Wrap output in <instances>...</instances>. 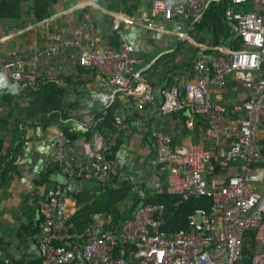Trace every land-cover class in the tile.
<instances>
[{
    "label": "built area",
    "instance_id": "obj_1",
    "mask_svg": "<svg viewBox=\"0 0 264 264\" xmlns=\"http://www.w3.org/2000/svg\"><path fill=\"white\" fill-rule=\"evenodd\" d=\"M220 1L154 0L150 13L139 12L138 17L109 12L112 28L120 38L119 49L91 35L97 29V20L83 22L78 30L68 33L47 19L0 36V103L5 92L39 90L50 82L66 86L63 77L76 74L78 68L102 77L108 92L105 107L116 97L126 99V106L114 119L118 132L100 136L81 148H76L61 130L49 129L43 135L38 129L36 139L47 148L50 163L58 166L57 174L64 175L70 184L81 180L106 184L112 164L107 159L109 149L115 145L119 130L149 106L158 105L161 115L190 110L206 120L201 137L222 136L228 145L214 153L216 148L207 143L176 146L171 136L151 132L158 170L166 176L165 191L179 197L180 203L193 197L212 199L210 210H195L188 217L187 228L173 234L162 230L165 205L143 204L114 230L108 229L111 215L94 214L88 243L69 244L71 236L60 233L74 215L68 197L76 190L58 184L37 200L40 230L35 248L43 264H245L244 233L248 230L256 232L258 242L252 264H264V152L258 145L264 132V0H228L232 43L216 45L208 41L200 45L202 53L193 71L188 72L191 78L182 82L183 91L177 86L182 78L176 76L175 84H165L161 90L163 100L159 103L144 71L135 70V47L123 30L126 25L151 33H169L160 24L161 19L169 22L178 17L194 25L212 3ZM87 6L86 1L78 8ZM234 6L239 7L237 12ZM41 30L46 32L47 42L41 43L40 38L20 45L21 37ZM174 34L180 39L185 37L181 31ZM231 80L248 96L224 104L215 93L228 88ZM188 126L193 128L194 122ZM117 161L122 165L120 151ZM218 165L223 170L228 165L235 169L228 178L214 184L207 174ZM58 241L63 244H55Z\"/></svg>",
    "mask_w": 264,
    "mask_h": 264
},
{
    "label": "crops",
    "instance_id": "obj_2",
    "mask_svg": "<svg viewBox=\"0 0 264 264\" xmlns=\"http://www.w3.org/2000/svg\"><path fill=\"white\" fill-rule=\"evenodd\" d=\"M86 1L89 6L80 10L78 6ZM153 1L154 0H59V3L53 6L50 19L54 27L65 30L68 33L78 30L82 22L97 20V29H95L91 35L109 43L110 37L115 33L112 28L113 18L109 12H121L132 17H138L139 12L150 13ZM26 10H28V8ZM130 11L133 13L131 14ZM160 24L164 25L169 33H151L138 26H123L125 35L135 47V52L133 53L137 61L135 70L144 71L145 78L153 82L156 88L154 92L157 103H159L158 95H160L158 92L162 88L160 83L164 79L163 67L169 59H166L164 63L159 66L156 64L157 61L164 55L173 52V47L175 48L177 44L183 42L184 44L181 46L180 52L176 55V62L178 65H182L184 62L188 64L186 61V54L183 51V48H187L186 46L189 45L193 47V52L198 51V56L202 53L200 48L202 44L198 41L201 37L193 32V29L189 27L188 21L176 17L169 22H164L161 19ZM4 25L7 26L5 27ZM4 25L2 28L5 27L4 30L6 32H12L18 27L21 29V26H23L20 25V23L9 22ZM167 26L171 29H168ZM178 31L185 34L184 39H180L174 34V32ZM52 33H55L54 29ZM0 36H2V34H0ZM167 36L175 37V41L173 42L172 39H170V43H167V41H165V37ZM40 38L41 43L47 42L48 39L46 38V32L44 30H41V32L37 34L30 32L20 38V45L33 42ZM229 42L230 40L227 41V44H229ZM170 44L171 47H169ZM72 77H74V79ZM189 77L191 78V75L188 74V71L183 72V75H181L184 81L189 80ZM66 79L77 81L75 73L70 77H63L65 82ZM81 80L84 84H82L81 87H77V89L75 86H71L70 88L67 87L69 85L67 81V85L60 90V96L66 99L65 101L67 104H74L76 101L79 102L78 107L76 106V108L70 110V120L75 128L86 131L88 130L87 128L92 127L96 123V114L105 107V95H108V92L103 87L102 77L97 72H86L83 74ZM182 88L181 86V90ZM182 95H184V93ZM215 95L222 103L233 104L242 101L248 96V93L231 80L228 88L217 90ZM119 98L123 103L126 102V99L123 97ZM124 106H126V104H124ZM185 115L189 118L186 123H184L179 116V111L161 115L158 112V105L149 106L145 112L135 114L130 118V122H126L123 125L121 133H118V138L124 140L128 157L127 162L121 165V167H123L121 174L124 179L132 183L135 193H140L142 195L145 189V187H143L144 185L152 192L159 193L165 191L166 178L164 177L166 176L158 170L156 153L151 140V132H163L171 136L176 146L187 145L190 142H203L215 147L214 153L228 147L222 136L214 139L201 137L200 129L202 127H200L199 132L196 133L194 130L195 126L193 128H189L188 126L189 123L197 121L196 116L192 113L188 116L187 110ZM185 124H187L188 129H185ZM53 130L56 131L59 129L54 127ZM188 130L193 133H189ZM28 137L29 136H27V138ZM11 141L12 138L9 136L6 140V145H9ZM84 142L85 138L83 137L77 139L75 142L76 148H81L82 145L86 144ZM258 145L260 149H264V132L260 135ZM19 156L18 173L13 174L10 181L0 182V262H5L7 264H11V260L24 259L27 261H36L40 257L42 258L39 250L35 248L37 243L36 235L31 238L30 235L21 230L26 226H31L32 229L37 228L40 221L37 200L40 197L47 196L48 192L54 188V184L50 186L37 184L40 180L39 175L48 168H51L50 154L47 153V148L45 149L40 145L38 138L32 139L31 142L27 141L26 150ZM213 164H215L214 161ZM234 169V166L228 165L227 170H223L222 166L218 165L212 174H207V179L215 184L216 182L228 178V176L233 173ZM52 182L54 183V181ZM76 184L80 185V187H77L80 189L74 190H76V192L81 191L83 189L82 182ZM134 199V194H131L125 201L120 203L119 208L121 212H128L132 208L131 205ZM68 205L72 213H76L79 209L77 202L72 196L68 197ZM60 234L64 235L62 232Z\"/></svg>",
    "mask_w": 264,
    "mask_h": 264
},
{
    "label": "trees",
    "instance_id": "obj_3",
    "mask_svg": "<svg viewBox=\"0 0 264 264\" xmlns=\"http://www.w3.org/2000/svg\"><path fill=\"white\" fill-rule=\"evenodd\" d=\"M58 3L59 0H0V34L6 32L4 30L5 27L2 28V26L8 22L20 23V25H23L21 28H23L28 23H39L50 19L53 6ZM229 5L230 2L228 0L214 2L208 7L199 22L194 25L189 23V27L193 29V32L201 37L198 39L199 43L205 44L209 40L216 45H228L227 41L229 40V44L232 43L233 36L227 19ZM27 8L28 10H26ZM130 13L132 14L133 12L130 11ZM26 16H28L29 20ZM109 44L115 49L120 48L118 33H113L110 37ZM183 44L184 42L177 44L175 48L173 47V52L164 55L156 63L159 66L166 59H169L163 67L164 79L160 83L162 87L160 91L164 89L165 84H175L174 77L178 75L181 77L185 71H193L194 63L198 58V51H196L197 53L193 52L194 56L188 64L178 65L176 62V55L180 52ZM77 71L76 79L78 81L66 79V83L68 81L69 84L67 87L75 86L76 89L77 87H81L84 84L81 80L83 74L90 72L84 68H78ZM72 78L74 79V77ZM147 80L156 89L153 82L150 79ZM183 81L181 79V82L177 83L180 89ZM62 87L65 86H60L56 82H50L41 86L39 90H24L20 94H13L9 91L3 94L2 103H0V107H2L0 111V182L10 181L13 174L18 173L19 155H22L26 150L27 141L31 142L32 139H36L39 128L42 134L46 135L49 129L57 127L73 145L81 137L85 138L84 143L87 144L97 137L105 134L108 135L110 132H118V129L114 127V119L124 108V103L119 97H116L109 107H104L103 110H100L96 114V123L92 127L87 128L88 130L86 131L78 130L71 123L70 110H73L76 106L78 107L79 102L76 101L74 104H67L65 99L60 96ZM160 91L158 92L160 94L158 95L159 102L163 100V95ZM185 112L186 110L179 111V116L184 123L189 120ZM196 119L197 121H194V130L198 133L200 127L206 126V120L202 116H196ZM130 121L128 120L127 122ZM184 127L188 129L187 124ZM121 131L122 128L119 130V134ZM188 132L193 133L189 130ZM9 136H11L12 141L9 145H6V140ZM27 136L29 137L27 138ZM124 143L122 138H117L115 145L109 149L110 154L107 159L112 164L110 180L106 184L93 180H81L83 189L69 195L73 197L79 206L77 212L65 222L62 231L71 236L68 239L69 244L85 245L88 243V230L93 225L92 216L96 213L111 215L113 221L108 229L114 230L134 213L141 202H144V204H163L165 205L166 211L165 223L162 230L168 233H176L179 230L187 228L188 217L195 210H210L212 207V199L209 197H193L180 203L179 197L170 195L166 191L159 193L152 192L145 185L143 186L145 189L142 195L135 193L132 183L123 178L121 174L123 167L117 161V154ZM262 152H264V149H262ZM55 165L51 164V168H48L39 175L40 180L37 183L38 185L50 186L54 184V187L58 186L57 183L51 181V176L59 172L58 166ZM131 194L135 196L132 208L128 212L123 213L119 208V204L125 201ZM39 230L40 227L38 225L34 229L31 226L23 227L21 231L33 238L39 233ZM55 244H63V242L58 241ZM257 249L256 232L252 230L246 231L244 233L242 261L245 264H252V259ZM0 264L7 263L0 262ZM11 264H43V262L40 257L36 261H27L24 259L11 260Z\"/></svg>",
    "mask_w": 264,
    "mask_h": 264
},
{
    "label": "water",
    "instance_id": "obj_4",
    "mask_svg": "<svg viewBox=\"0 0 264 264\" xmlns=\"http://www.w3.org/2000/svg\"><path fill=\"white\" fill-rule=\"evenodd\" d=\"M239 9L238 6H234L233 10L235 12H237ZM187 115L190 116L191 115V111L190 110H187ZM120 153H121V162L122 164H125L127 162V157H128V154L126 152V146L123 145L121 147V150H120ZM51 180L54 181L55 183L59 184V185H62V186H67L69 188H72V189H80V188H77V187H80V185L78 184H70V182L68 181V179L62 175V174H54L51 176ZM144 202H141L140 205H143ZM81 261H82V258H80Z\"/></svg>",
    "mask_w": 264,
    "mask_h": 264
},
{
    "label": "rangeland",
    "instance_id": "obj_5",
    "mask_svg": "<svg viewBox=\"0 0 264 264\" xmlns=\"http://www.w3.org/2000/svg\"><path fill=\"white\" fill-rule=\"evenodd\" d=\"M26 18L28 19V16H26ZM5 27L7 26V25H4ZM19 28V27H18ZM167 28L168 29H171L169 26H167ZM170 39H172V41L174 42L175 41V37H173V36H167V37H165V41H167V43H170ZM169 47H171V44L169 45ZM187 48H183L184 50V52H185V54H186V61L189 63V61L191 60V58L194 56L193 55V47H191V46H186ZM167 48V47H166ZM166 48H164V49H166ZM186 62V63H187ZM192 62V61H191ZM183 64H185V62L183 63ZM243 95H244V93H243ZM66 100V99H65ZM192 113V112H191ZM85 184H86V182H85ZM133 205V204H132ZM131 205V206H132Z\"/></svg>",
    "mask_w": 264,
    "mask_h": 264
}]
</instances>
